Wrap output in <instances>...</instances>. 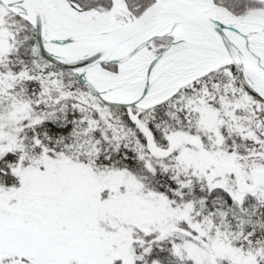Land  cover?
Masks as SVG:
<instances>
[{
  "label": "trees",
  "instance_id": "16d2710c",
  "mask_svg": "<svg viewBox=\"0 0 264 264\" xmlns=\"http://www.w3.org/2000/svg\"><path fill=\"white\" fill-rule=\"evenodd\" d=\"M81 8L107 12L111 0H70ZM127 8L137 14L150 0H124ZM234 15L251 9H263L259 0H213ZM7 20L4 26L17 41L14 53L0 55V76L15 78L8 92L27 103L35 114L34 121L21 123L15 145L0 150V187L17 182L12 167L36 156L42 148L76 158L92 170L122 171L138 188L151 193L169 205L189 207L188 217L177 225L189 240L195 227L210 224L223 232L230 244L245 255L264 257V196L252 189L241 199L222 188L208 189L189 171L181 170L177 153L156 156L146 143L148 132L154 144L166 149L173 135L188 138L198 136L196 118L198 106L205 103L220 108V102L234 104L231 117L220 125L221 147L235 156L236 162L250 182L257 172L264 171V109L246 105L239 94L234 69L228 65L213 71L183 89L169 100L148 109L113 108L100 103L93 93L81 86L67 71L47 65L33 51L30 27L1 5ZM8 26V27H7ZM170 38L152 42L159 52ZM116 71L115 65H103ZM223 99V100H222ZM128 112L136 114L132 121ZM204 148L207 139L199 136ZM181 166V165H180ZM138 235L134 234L133 238ZM182 240L172 235L150 242L148 247H136V264L157 261L160 264H197L188 255H179ZM114 264H119L115 262Z\"/></svg>",
  "mask_w": 264,
  "mask_h": 264
},
{
  "label": "rangeland",
  "instance_id": "374dc122",
  "mask_svg": "<svg viewBox=\"0 0 264 264\" xmlns=\"http://www.w3.org/2000/svg\"><path fill=\"white\" fill-rule=\"evenodd\" d=\"M123 1L115 0L113 13L120 23L127 16ZM7 18L0 7V55L13 54L17 43L4 26ZM160 38L170 41L157 52L151 46L154 39L146 46L147 51L157 55L172 41L170 36ZM103 68L117 72V67L114 72ZM12 81L15 78L0 76V150L15 145L21 123L35 119L29 105L8 92ZM154 90L152 85L149 91ZM234 107L221 101L218 110L201 102L195 121L198 136L173 135L169 147L161 149L147 132V146L156 156L175 150L178 167L192 173L208 189L222 188L237 200L255 188L264 196V171L257 172L255 185L235 156L221 147L220 125L225 116H232ZM128 116L137 121L136 114L128 112ZM199 136L206 137L208 148L203 147ZM11 170L17 182L0 187V264H136L135 243L146 248L169 235L182 240L177 254L188 255L197 264H264V257L258 260L241 253L209 223L195 227L196 234L185 239V231L177 222L188 217V205L177 208L141 191L122 171L92 170L76 158L46 148ZM134 234L138 236L133 238Z\"/></svg>",
  "mask_w": 264,
  "mask_h": 264
},
{
  "label": "water",
  "instance_id": "95a60500",
  "mask_svg": "<svg viewBox=\"0 0 264 264\" xmlns=\"http://www.w3.org/2000/svg\"><path fill=\"white\" fill-rule=\"evenodd\" d=\"M58 1L82 13L107 15L113 14L117 9L115 0H112L108 13L94 8L82 9L70 0ZM211 2L228 13L231 19L215 17L210 10L191 0H150L137 14L129 11L123 2L124 11L129 17L120 23L113 16L114 22L105 27L80 25L76 16L63 15L55 4L59 19L55 14L54 17L50 16L49 7L44 0H0V5L29 25L31 46L42 61L51 67L69 72L105 106L148 109L167 100L180 88L196 79L230 65L235 71L242 101L250 107L264 109V24H242L246 17L256 13L264 18V10L251 9L234 15L225 7L215 4L213 0ZM168 23H185L199 30L210 42L206 47L219 55L224 62L179 86L170 95L144 104L147 95L156 94L149 92L154 82L148 77L149 71L154 62L165 55L174 43V36L168 28L149 35L147 32L162 28ZM145 34L147 37H144ZM167 36L172 37V41L162 52L154 55L147 65L145 78L134 97L125 100L110 97L112 92L125 86L131 78L130 75L121 76L110 84H100L93 77L92 71L95 69H101L110 75L119 74L121 68L126 67L138 51L145 50L154 39ZM129 44L126 51L121 49ZM103 65H115L117 72H109Z\"/></svg>",
  "mask_w": 264,
  "mask_h": 264
},
{
  "label": "bare ground",
  "instance_id": "6f19581e",
  "mask_svg": "<svg viewBox=\"0 0 264 264\" xmlns=\"http://www.w3.org/2000/svg\"><path fill=\"white\" fill-rule=\"evenodd\" d=\"M45 4L49 7V15L58 18L54 4L59 6V12L63 15H73L77 17L80 25L87 26H102L105 27L113 23V14L98 15L96 13L79 12L76 9L69 8L64 2L58 0H44ZM50 1V2H48ZM200 5L201 7L210 10L215 17L224 19H231V16L223 9L216 7L212 4L211 0H191ZM52 3V4H50ZM61 8V9H60ZM51 13V14H50ZM56 18V19H57ZM59 19V18H58ZM264 24V18L257 13L246 17L242 24L244 26H251L256 24ZM174 36V43L170 46L169 51L161 58L154 62L148 77L153 80V86L156 92L154 96L145 97L144 104L149 102H155L162 99L171 93H173L179 86L187 83L196 76H199L207 70L220 66L224 60L209 50L206 46L209 45V40L196 28L188 24H172L168 23L162 28L155 29L147 32V35L165 29ZM145 34L144 37H147ZM136 44V42H135ZM134 44V45H135ZM130 46L125 45L121 47L123 51ZM133 46V45H132ZM154 55L145 50L138 51L126 67H122L119 74L110 75L101 69H95L92 71L93 77L100 84H110L125 75H130L131 78L127 81L125 86L112 92L110 97L120 100L130 99L134 97L142 82L145 78V69L147 65L152 61Z\"/></svg>",
  "mask_w": 264,
  "mask_h": 264
},
{
  "label": "flooded vegetation",
  "instance_id": "af4514ba",
  "mask_svg": "<svg viewBox=\"0 0 264 264\" xmlns=\"http://www.w3.org/2000/svg\"><path fill=\"white\" fill-rule=\"evenodd\" d=\"M124 2V1H123ZM112 3V0H111ZM129 17V15L127 14V16L124 17V21ZM153 55H155L153 52H151ZM150 92V91H149ZM153 92V91H152Z\"/></svg>",
  "mask_w": 264,
  "mask_h": 264
}]
</instances>
